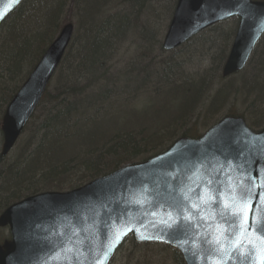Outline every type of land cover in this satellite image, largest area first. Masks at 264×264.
Listing matches in <instances>:
<instances>
[{
	"label": "trees",
	"instance_id": "1",
	"mask_svg": "<svg viewBox=\"0 0 264 264\" xmlns=\"http://www.w3.org/2000/svg\"><path fill=\"white\" fill-rule=\"evenodd\" d=\"M126 1L125 9L103 20L99 17L101 6L119 8L114 0H25L0 27L1 124L6 107L62 27L74 26L65 56L14 151L21 147L23 152L0 165V200L5 197L0 202V214L29 196L73 190L145 161L181 137L199 138L224 116L242 117L255 131L264 128V37L246 68L225 80L221 70L238 21L228 32L221 29L225 23L209 29L191 41L200 40L208 32L224 35L220 43L208 42L205 51L195 49L197 56H211L207 81L198 83L197 78H189V82L183 79V85L177 86L182 77L173 70L172 57L161 61L149 45L148 51L143 50L145 46L135 51L138 55H134V64L126 58L130 47L125 45L127 41L134 45L140 38L154 42L163 53L162 39L153 35L146 22L152 19L164 35L177 0ZM131 21L132 30L128 31ZM211 50L214 54L208 53ZM119 57L125 62L118 63ZM119 64L123 69L117 73ZM151 81L175 92L173 97H182L180 105L164 107L160 110L163 115L158 116L154 104L160 88L152 94L146 92ZM186 89L193 92L187 99ZM206 89V98L201 100ZM195 97L199 102L193 100ZM100 106L102 112H98ZM131 110L133 116L129 118ZM127 243L111 264H185L182 255L167 245L139 244L133 239Z\"/></svg>",
	"mask_w": 264,
	"mask_h": 264
},
{
	"label": "water",
	"instance_id": "2",
	"mask_svg": "<svg viewBox=\"0 0 264 264\" xmlns=\"http://www.w3.org/2000/svg\"><path fill=\"white\" fill-rule=\"evenodd\" d=\"M23 1L0 0V26ZM233 17H238L240 24L223 75L227 77L238 73L245 68L264 34V1L178 0L163 47L165 50L175 49L203 30ZM72 36L73 26L66 25L7 107L2 120V155L10 152L22 134L59 67ZM235 138H251L255 144V148L242 160L235 162L244 163L252 176L260 177L256 187L247 189L249 195L260 193L262 189L259 185L264 183V129L254 132L247 127L244 119L225 117L201 138H181L167 151L145 162L118 169L67 193L39 194L10 206L0 216V228L8 227L11 236L0 246V264H80V261L94 264L105 250L103 242L111 243L113 230L122 238L111 244L112 251L104 258L103 264L110 263L129 236L140 243L158 242L172 246L182 253L186 264H221V260L206 262L203 259L206 251L200 252L199 259L185 251V247L189 246L193 250L202 249L206 236H211L213 240L219 237L225 245L222 260L232 264L227 256L231 244L224 239L226 226L218 223L219 216L213 211L214 205L202 211L200 237L194 245L189 240L181 247L176 237L164 234L154 227V223L166 219L164 213L173 211L168 205L180 199L177 192L169 193L166 185L182 188L193 198L192 203L200 204L201 209L206 207V204L194 199L200 192L198 185L204 179L202 173L226 158L236 156L237 148L233 146ZM201 163L204 167L194 171ZM229 174L238 179L235 170ZM172 176L176 179H172ZM145 188L150 190V199L140 206L136 202L143 199L142 191ZM152 189H158V192ZM208 195L205 189V201ZM151 197L156 200H151ZM223 199L227 207V190ZM156 202L162 203L163 207L157 209ZM252 205V210L248 212L249 223L253 215L259 223L264 219V195L253 200ZM192 211L195 213L197 209ZM153 212L157 215H152ZM193 219H196L195 215ZM140 235L160 238L141 239ZM244 236L259 246L255 233ZM77 256L80 257L79 261Z\"/></svg>",
	"mask_w": 264,
	"mask_h": 264
},
{
	"label": "snow or ice",
	"instance_id": "3",
	"mask_svg": "<svg viewBox=\"0 0 264 264\" xmlns=\"http://www.w3.org/2000/svg\"><path fill=\"white\" fill-rule=\"evenodd\" d=\"M18 2V0H16ZM244 147L241 148L240 145ZM233 146L237 148L235 157L226 158L224 162L214 165L212 169H206L202 173L204 179L201 184L198 185L200 192L196 194V200L203 204H206L204 209L200 208V204L192 203V197H189L182 188H173L171 185H166L169 193L177 192L180 199L175 200L174 203L168 205L173 209L171 212H165L166 219H161L154 223V227H157L164 234L169 237H176L177 243L184 247L189 240L192 245L195 244L196 239L200 237L199 227L200 219H202V211H206L208 208H212L219 216L218 223L225 225L224 239L228 240L231 244V250L227 253L228 259L232 261V264H264V219L259 223L256 221L254 215L249 223L248 212L252 210V201L258 200L259 196L264 195V183L259 186L262 189L260 193H252L249 195L248 188L256 187L259 176H252L248 168L244 163H237L235 161L242 160L253 148L255 144L251 138H235L233 140ZM264 151V146H262ZM201 167H204L203 163L197 166L194 171H199ZM233 170L236 172L238 179H234L231 173ZM226 176V180L224 177ZM176 179L175 176L171 177ZM207 189L209 195L208 200H204V191ZM227 190V207L225 206V191ZM149 189L145 188L142 191V200H137V204L143 206L145 202H148L150 197L148 195ZM151 191L158 192V189H152ZM191 191V189H189ZM151 200L155 201V197H151ZM157 209L162 208L163 204L160 202L155 203ZM192 209H197L193 213ZM152 215H157L153 212ZM196 219H193V216ZM127 230H131L128 228ZM139 234V230H137ZM255 233L259 246L251 239L245 238L244 234ZM122 238L121 234H117L115 230L112 233L111 243L108 241L103 242L104 251L100 256V259L96 260L94 264H103L104 258L112 251L111 244L118 242ZM141 239H159L160 236H145L140 235ZM225 245L220 242L219 237L215 240L211 236L204 237L202 241V249L193 250L191 246L185 247V251L190 252L192 256L197 259L200 258V252L206 251L203 259L207 262L210 260H221V264H227V261L222 260L223 249ZM63 250V249H62ZM70 250V249H69ZM81 253L83 249L80 250ZM76 259L79 261L80 257ZM80 264H83L80 261Z\"/></svg>",
	"mask_w": 264,
	"mask_h": 264
},
{
	"label": "bare ground",
	"instance_id": "4",
	"mask_svg": "<svg viewBox=\"0 0 264 264\" xmlns=\"http://www.w3.org/2000/svg\"><path fill=\"white\" fill-rule=\"evenodd\" d=\"M127 4H128V2L126 1V0H114V5H116L117 7H119V8H113V9H109V8H107V7H104V6H101V8H100V10H99V12L101 13L100 14V18H102L103 20H107V19H109V18H112L113 16H115V15H117L119 12H120V10H122V9H125L126 8V6H127ZM99 14V13H98ZM155 16H153V18H154ZM172 17H173V15H172ZM171 17V18H172ZM157 18V17H156ZM155 18V19H156ZM128 25H127V30L129 31V30H132V21L131 22H128L127 23ZM147 31H148V29H146ZM147 31H145V30H142V32H143V34H146V32ZM223 37H224V35L221 33V32H216L215 34L213 33V34H211V35H206V34H204V35H202L201 36V38H200V40H202V41H206V42H212V41H215V42H218V43H220L221 42V40L223 39ZM204 42H200V43H204ZM191 44V43H190ZM197 49V48H196ZM163 53H172V52H168V51H164ZM196 51L194 50V51H189V52H187V54H185L183 57H179V58H177V57H175V58H173L172 56H168V57H166V58H161V61H165V60H167L168 58H170V57H172V68H173V70H176V72H178V73H180L178 76H181L182 77V80H180V79H178V84H177V86H182L183 85V81L185 80V82H189V78H191V79H193V80H195L196 78H197V82L199 83V82H202V83H204L205 81H207V80H204L205 79V77L207 76V75H209V71H210V69L207 67V66H205V67H202V66H199V68L196 66V59L198 58V56L196 55ZM174 55V54H173ZM160 58V57H159ZM128 60H131V58L129 59L128 58ZM132 62V61H131ZM149 61H147V63H148ZM197 62H199V61H197ZM132 63H134L135 64V62H132ZM160 63V62H159ZM159 63H158V67H159V70H162V68L159 66ZM200 64V63H199ZM143 65V64H142ZM142 65H140V66H142ZM192 66H195V69L193 70V71H190L189 70V68L190 67H192ZM223 70H224V66L222 67V70H221V77H222V79H228V78H230V77H233V76H235V75H237L238 73H234V74H231V75H229V76H227V77H225L224 75H223ZM198 77H199V79H198ZM184 79V80H183ZM188 79V80H187ZM204 80V81H203ZM215 81V79L212 77V79H211V81L210 82H212V84H213V82ZM209 82V81H208ZM210 82H209V85H210ZM226 82V84H227V81H225ZM156 83H158V82H155V81H151V82H149V83H147V87H145L146 89H147V91L146 92H148L149 94H152L156 89H158V88H160V87H158V85H156ZM22 87V86H21ZM77 88H79V86L77 87ZM162 88V89H161ZM159 90H160V92H159V95H158V101H160V103H162V105H163V107H177L178 106V103H179V105H180V103H181V100H182V97L180 98L179 96H175V97H173V95H174V93L175 92H172V90H170L169 88H166V87H164V85L161 87ZM21 89V88H20ZM19 89V90H20ZM18 90V91H19ZM188 91V94L186 95L187 97H186V99L187 98H190V97H192L193 96V92H191L190 93V90H187L186 89V91H183L184 93L185 92H187ZM158 92H156V94L158 93ZM206 92H207V89L206 90H204L203 91V94H202V96H201V100H203V99H205L206 98ZM18 93V92H17ZM75 94V93H74ZM155 94V95H156ZM179 95H182V94H179ZM228 96V98H231L232 97V94H227ZM170 96H171V98H170ZM193 99V98H192ZM194 101H197V102H199L198 101V98H194L193 99ZM193 101V102H194ZM228 101V100H227ZM228 103V102H227ZM137 105V103H135L134 104V106H136ZM103 109L104 108H101V106H100V109L98 110V112H102L103 111ZM93 111H95V109H93L92 111H90V112H88V113H91V112H93ZM133 116V112H132V110L131 111H129L128 112V114H127V116L130 118V116ZM2 120H3V118L1 119V124H0V132H1V134L3 135V133H2ZM23 151H22V149H21V147L17 150V152L16 153H14V154H12V153H8L7 155H2V152L0 151V165H3V164H7V163H9V162H11V161H13V160H15L16 159V157L17 156H19L20 157V155H21V153H22ZM19 159V158H18Z\"/></svg>",
	"mask_w": 264,
	"mask_h": 264
},
{
	"label": "rangeland",
	"instance_id": "5",
	"mask_svg": "<svg viewBox=\"0 0 264 264\" xmlns=\"http://www.w3.org/2000/svg\"><path fill=\"white\" fill-rule=\"evenodd\" d=\"M162 6V5H161ZM160 6V7H161ZM159 7V8H160ZM158 8V9H159ZM151 18H153L152 16H151ZM157 23L156 22H152V19H150V21H148L147 20V22H146V26H147V28L149 29V30H153L152 31V33H153V35H155V37L156 38H158V39H163V35H161V33H160V31H159V28L157 27V25H156ZM231 26H233L232 24H227V25H225L224 27L226 28V29H231ZM157 27V28H156ZM229 30H227V32L229 31ZM211 34H213V32H208L206 35H211ZM146 35L148 36V33H146ZM134 38H139V36H133L132 37V39H134ZM135 41H133V43H134ZM200 42H204V41H201V40H195V41H193L191 44H189L188 45V47H183V48H181V49H179V50H177V51H175V52H173V53H161L159 50H157V46H156V44L154 43V42H152V41H146V40H141L140 38L139 39H137V41H136V44L134 43V45H131L130 44V42H126L125 43V45H128L129 47H130V54H127V55H130V56H128V57H126V58H131V60L130 61H132V62H135L136 61V58H135V56L134 55H138L137 53H135V51H141V47H144L145 46V48H143V50H145V51H148V50H150V49H147L146 50V47L147 46H151V48L154 50V53L153 54H156L155 56H157L158 58L160 57V58H166V57H168V56H172V57H177V58H179V57H183L185 54H187V52H189V51H194L196 48H199V49H201V50H207L208 48H209V43L208 42H206V44H203V43H200ZM219 46H220V44H219ZM154 47V48H153ZM216 49V48H215ZM214 50H211V51H209L208 53H210V54H214ZM174 54V55H173ZM209 58H211V56L209 57L208 55L207 56H204V57H202V56H199L198 55V58L196 59V66L199 68V66H202V67H205V66H209ZM125 58L124 57H119V59H116V61L118 62V63H124L125 62ZM147 61H149V59H145V62H147ZM197 61H199V62H197ZM200 63V64H199ZM145 65V64H144ZM121 69H123V64H119L118 65V70L116 71L117 73L119 72V71H122ZM195 69V66H192V67H190L189 68V70L190 71H193ZM144 99H145V97H144ZM152 102V101H151ZM154 104V103H153ZM152 105V103L149 105V108H152V107H150ZM154 106H156L157 107V109H156V113L158 112V116L159 115H163V112L164 111H160V110H162V109H164V107H163V105H162V103H160V101H157V103H156V105L154 104ZM151 115H153V117H156L157 115H155V114H152L151 113ZM26 137V136H25ZM24 137V138H25ZM0 139H1V136H0ZM15 151V150H14ZM14 151L12 152V154H14ZM1 198V197H0ZM3 200H5V197L4 198H2L1 200H0V202H2ZM6 230H1L0 229V241H2V236H6ZM1 243V242H0ZM126 245H129V243H126ZM120 264H123V262L121 261L120 262Z\"/></svg>",
	"mask_w": 264,
	"mask_h": 264
}]
</instances>
